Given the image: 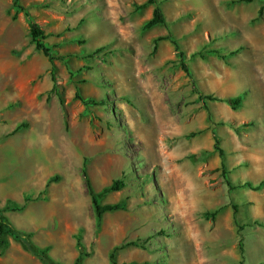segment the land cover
Here are the masks:
<instances>
[{"label": "rangeland", "instance_id": "1", "mask_svg": "<svg viewBox=\"0 0 264 264\" xmlns=\"http://www.w3.org/2000/svg\"><path fill=\"white\" fill-rule=\"evenodd\" d=\"M145 1L0 0V208L33 198L5 217L55 264L75 263L78 234L82 264H111L120 246L118 264H239L241 228L245 264H264V188L242 187L264 180V0H158L166 22L148 29ZM84 166L96 195L124 183L100 222ZM6 238L0 264H34Z\"/></svg>", "mask_w": 264, "mask_h": 264}, {"label": "trees", "instance_id": "2", "mask_svg": "<svg viewBox=\"0 0 264 264\" xmlns=\"http://www.w3.org/2000/svg\"><path fill=\"white\" fill-rule=\"evenodd\" d=\"M240 1H245V2H252L253 0H240ZM18 2V0H16V3ZM20 9L24 8L18 4H16ZM137 9H143L145 7H147L148 5H154V9L152 12V17L147 20V22L145 23V28H152L154 26L160 25V24H164L166 22L165 20V16L163 13V10L161 8V6L158 3V0H146L145 3L143 4H135ZM262 12V8L260 9V13ZM26 16L30 19V36H31V42L35 45V48L37 51H42L45 56H47L52 64V69L54 68V59H56L57 53L55 51V48L50 46V44H48V42L46 41L47 35L45 34V31L42 29V27L39 25V23L35 22L32 19V16L29 12H26ZM165 39V37H159L157 39V41L163 40ZM174 45L176 47V53L178 54V56L183 59L184 55L183 52L179 51V44L177 42H174ZM209 54H220L218 51L216 50H210L208 52ZM238 53V50H234V51H230L228 54H220L221 57L223 58H229L233 55H236ZM182 67L183 69L186 71V73H188V75H190V69L187 65L186 62H182ZM54 82H55V78H53ZM54 88H56V83L54 84ZM199 96H200V100L204 101V103H208V102H225L228 105H230L233 108H239L241 106V104L243 103V94H240L236 97H222L219 96L217 94H202L201 92H198ZM76 98L80 99L82 102H84L86 105H97V101L92 99V98H85L81 95V93L79 91L76 92ZM25 124H22L20 126H18L16 128L15 131H19L22 127H25ZM219 137L215 136V149L217 151H219L220 155L222 157L225 156V152L224 150L219 147ZM83 174L86 177L87 180V184L89 187V191L90 194L92 196V203L95 209V213L97 216L98 221L100 222L101 219L103 218L104 213L106 212H110V211H115L117 209H120V205L119 204H107L105 206H101L100 201H101V197L109 192V191H118L120 190L123 186L124 183L122 181H114L112 183L111 186L106 187L103 189V191L101 193H99L98 195H96L93 191L92 188V184H91V180L89 178L88 172L86 167H83ZM224 172V176L227 180L228 185L231 188H234L231 181L229 180L228 176H227V171H223ZM55 178H50V180L48 181V185L51 182H54ZM242 187H249L253 190H261L264 188V180L261 181L260 183H258L257 185H254L252 182H245L243 184ZM33 198L30 197H26L25 201L30 202L32 201ZM25 205H19L18 203L14 202V201H9V203L4 207V208H0V254L6 249V247L8 246L9 242L8 239L6 238V235L8 233H13L17 239L20 240V242L23 244V246L25 247L26 250H28L30 253H32L34 256L38 257L43 264H55V262L50 258L49 256V247L46 248H37L32 244V241L30 240V235H25L24 233H22L21 231L15 229L6 219L5 217V212L6 211H19L25 208ZM242 228L239 229L238 235H239V246H240V251L242 253V258L239 262V264H245L244 261V237L242 235ZM77 245L80 249L79 251V255L77 257V259L75 260L74 264H82L84 259L86 257H88V253L85 250V247L83 245L82 242V235L78 234L77 235ZM130 245H136L135 242H128L127 244H125L124 246H130ZM123 246L120 247H116L114 249V251L111 253L110 255V261L111 264H118L117 260H116V252L122 248Z\"/></svg>", "mask_w": 264, "mask_h": 264}, {"label": "crops", "instance_id": "3", "mask_svg": "<svg viewBox=\"0 0 264 264\" xmlns=\"http://www.w3.org/2000/svg\"><path fill=\"white\" fill-rule=\"evenodd\" d=\"M30 260L34 261V264H43L41 260L38 261V258H31Z\"/></svg>", "mask_w": 264, "mask_h": 264}]
</instances>
